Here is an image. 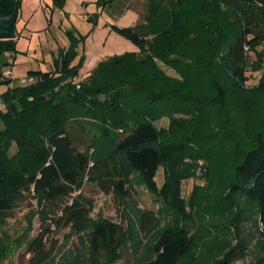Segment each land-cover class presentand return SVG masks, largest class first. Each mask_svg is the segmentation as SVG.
<instances>
[{
  "label": "trees",
  "instance_id": "trees-1",
  "mask_svg": "<svg viewBox=\"0 0 264 264\" xmlns=\"http://www.w3.org/2000/svg\"><path fill=\"white\" fill-rule=\"evenodd\" d=\"M67 1L52 0V9H64ZM116 2L97 0L102 11ZM146 4L143 23L110 25L139 52L101 61L77 82L84 66V55L74 64L77 48L93 28L61 52L56 71H29L31 83L5 93L0 221L36 201L40 228L28 242L29 264H57L63 248L53 234L61 229L88 233L90 245L88 258L64 253V264H113L128 247L135 264H187L191 255L195 264H235L247 257L255 236L251 264H264V121L250 125L248 136L237 133L250 112L251 96L264 93V76L253 90L246 87L250 67L259 71L263 66L264 0ZM21 5V0H0V18L18 21ZM14 47L15 40H0V53ZM250 53L258 56L251 66ZM157 59L187 83L168 77ZM4 82L11 85L12 79ZM177 114L191 116L185 121L196 126L207 123L210 132L186 127ZM165 117L171 131L156 126ZM85 123L96 133L79 144L70 128L78 125L84 131ZM224 142L234 160L237 154L236 163L221 164L226 174L220 184L189 204L184 181L194 177L199 159L208 162L212 181L222 158L210 149ZM161 167L162 187L157 182ZM135 177L166 209L139 207L132 191ZM87 184L120 200L126 227L92 217L95 205L84 194ZM187 204L197 205L198 215L188 212ZM169 214L175 219L167 223Z\"/></svg>",
  "mask_w": 264,
  "mask_h": 264
},
{
  "label": "rangeland",
  "instance_id": "rangeland-1",
  "mask_svg": "<svg viewBox=\"0 0 264 264\" xmlns=\"http://www.w3.org/2000/svg\"><path fill=\"white\" fill-rule=\"evenodd\" d=\"M21 1V13L17 21L18 37L15 39V47L12 50L0 53V69H7L6 71L11 69L13 73V86L5 83L3 79L0 81V113L7 111V104L4 100L5 93L10 91V89L23 87L32 82L26 81L29 71L35 69L45 70L50 64L54 67H52L53 71H56L55 62L59 59L61 52L69 50L73 41L86 36L93 28L102 29L107 23H111V25H118V23L124 24L120 18L116 17L121 16L128 9H132L138 13L139 20L136 23L137 25L144 22V16L147 12L146 0H118L112 8H108L104 10V12L102 8L99 7L96 0H68L64 9L54 8L52 13L46 12L42 8L40 0ZM47 2L52 6L51 0H47ZM88 42L86 38L83 43L79 45V48H77L79 56L74 61V64L78 63L80 57L84 55V66L81 70L86 69L84 67L89 64L93 57L91 54H88V51V53H83L80 56L83 49H88L90 43H92L91 41ZM261 48L264 49L263 46H261ZM108 58L110 57L104 60ZM257 61V55L254 53L248 54L250 66ZM156 62L168 77L176 79L183 84L187 83L183 75L176 69L166 65L158 59ZM93 70L94 69H86L84 72L80 71V77L77 78V82L86 80L88 74L90 75ZM247 76L249 80L246 83V87L253 90L259 85L260 80L264 76V60L261 70L253 71L250 67ZM251 99L253 103L251 107L248 108L250 112L244 116L245 122L242 121L237 128L238 137H240V131L244 133L245 136H248L250 133L247 130L250 125L260 122L263 123L264 121V93H254ZM231 102L235 113H239V108H237L239 102H235L234 97L231 98ZM176 116L177 118L184 119L183 122L186 127L194 122L185 121L191 120V116L180 114ZM244 124H246V127ZM84 125H86L84 131H82L81 127L78 125L71 126L70 128L73 136L78 139L77 142L79 144L93 137L96 133L89 124L85 123ZM156 126L159 130L166 129L171 131V121L167 117L158 120ZM3 128V125L0 124V130ZM189 128L192 130L197 129L203 133L210 132L207 123L203 121L198 123V126H196V123H193ZM242 142L244 143L246 140L242 139ZM212 147L213 149H210V151L222 158L219 164L220 168L216 166L214 170L216 175L211 181L208 162L203 159L198 160V167L195 169L194 177L185 180L183 183V197L189 204L194 201L195 198L197 200L201 198V191L208 193L212 192V188H216L220 184L221 178L226 174V170L224 171V169H221V164L227 163L233 166L236 163L237 154H235L234 160L230 145L224 142L221 143V145L214 144ZM16 150L17 147L14 145L11 154L15 153ZM228 156H232L231 159H226ZM133 180V198L140 208L153 212L166 209L163 201L151 194L136 177ZM157 182L160 187L163 186L164 174L162 167L159 169ZM195 186H198L197 189H199V192L197 190L194 192ZM84 194L94 200L95 207L92 214L93 218H103L117 225L126 227L127 222L124 220L122 205L115 195L104 194L96 186L89 184L85 185ZM30 204L31 208L24 207L17 211L13 218L0 221V264H29L31 255L28 251V242L38 235L40 228L38 216L39 208L37 203L36 201H32ZM189 204H187L188 212L198 215V206ZM173 219L175 218H173L172 215H167V223L173 222ZM53 238L58 242V246H62L63 248L62 252L57 254V264H64V253L73 252L76 256H82L84 258L89 257L90 245L88 242V233L85 232L73 235L69 229H61L55 231ZM255 244L256 236L250 241L247 257L237 260L235 264H251L256 255ZM3 248H5L4 251L2 250ZM193 257L194 256L191 255L187 264H195V259H193ZM113 264H135L130 248L128 247V249L124 250L122 258Z\"/></svg>",
  "mask_w": 264,
  "mask_h": 264
},
{
  "label": "crops",
  "instance_id": "crops-1",
  "mask_svg": "<svg viewBox=\"0 0 264 264\" xmlns=\"http://www.w3.org/2000/svg\"><path fill=\"white\" fill-rule=\"evenodd\" d=\"M67 3H68V1H67ZM52 7H53V2H52ZM53 11H54V9H52V12ZM116 18H120L124 22V24L118 23L117 26L124 28V27L135 26L139 20V15L134 10L128 9L124 14H122L121 16H118ZM110 25H111V23H107L105 25V27L102 29H98V28L94 29V31L88 36L87 42L91 41L92 43H90L88 49L87 48L83 49L80 56L83 53L89 52L88 54H91V56H93V57H92L91 61L89 62V64H87L84 68L89 69V70L94 69L99 62L106 59L107 57H112L115 55H121V54H124L126 52H139L138 48L134 44H132L130 41L124 39L123 37H121L120 35L115 33L114 31H112ZM17 35H18V30H17ZM75 64H77V63H75ZM52 67L53 66L50 64V65H48L47 69H45V70L35 69L33 71L49 72V71H53L54 67L53 68ZM86 69L81 70V72L86 71ZM6 70L0 69L1 74L4 77L2 79L4 80L5 78H9V79H12V82H13L12 70L9 69V71H11L10 77H6L4 75ZM88 73H90V72H88ZM88 76H89V74H88ZM27 80L28 79H26V81ZM11 86H13V85L11 84Z\"/></svg>",
  "mask_w": 264,
  "mask_h": 264
},
{
  "label": "water",
  "instance_id": "water-1",
  "mask_svg": "<svg viewBox=\"0 0 264 264\" xmlns=\"http://www.w3.org/2000/svg\"><path fill=\"white\" fill-rule=\"evenodd\" d=\"M17 35V18H0V40H15ZM2 75L0 74V79Z\"/></svg>",
  "mask_w": 264,
  "mask_h": 264
},
{
  "label": "built area",
  "instance_id": "built-area-1",
  "mask_svg": "<svg viewBox=\"0 0 264 264\" xmlns=\"http://www.w3.org/2000/svg\"><path fill=\"white\" fill-rule=\"evenodd\" d=\"M40 5L42 6V8H43L46 12H49V13L52 12V6L47 2V0H40ZM262 46L264 47V43H263ZM247 50H248V48H247ZM4 75H5L6 77H10V76H11V71H6V72L4 73ZM28 81H32V79H31V80H28Z\"/></svg>",
  "mask_w": 264,
  "mask_h": 264
}]
</instances>
